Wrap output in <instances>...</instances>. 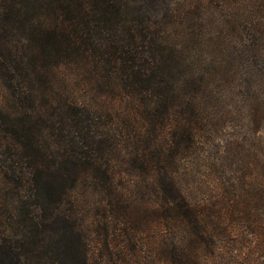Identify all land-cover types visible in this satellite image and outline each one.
I'll return each instance as SVG.
<instances>
[{"label": "trees", "instance_id": "trees-1", "mask_svg": "<svg viewBox=\"0 0 264 264\" xmlns=\"http://www.w3.org/2000/svg\"><path fill=\"white\" fill-rule=\"evenodd\" d=\"M0 86V264H90L82 181L122 225L163 215L162 264H264V0H0ZM235 117L239 168L240 141L204 139ZM200 166L231 177L203 189Z\"/></svg>", "mask_w": 264, "mask_h": 264}, {"label": "rangeland", "instance_id": "rangeland-1", "mask_svg": "<svg viewBox=\"0 0 264 264\" xmlns=\"http://www.w3.org/2000/svg\"><path fill=\"white\" fill-rule=\"evenodd\" d=\"M194 20H196L195 22L199 25L197 31L199 32L198 36L200 38L203 36L205 19H203V16L200 14V16L194 18ZM199 46L200 41L198 40L195 47L199 48ZM216 52L217 53L213 55V59L219 57V51L216 50ZM77 87L80 91V86L77 85ZM3 92L0 86V103L3 100ZM79 93V96H81L83 91ZM231 104L233 109V103H227L228 106ZM241 126V121L238 117L230 121L227 119L218 120L214 125V134H211V137L204 138L206 141L212 139L213 144L220 142V139L231 137L240 141V144L235 148L237 156L234 154L229 159L228 164L231 168H239L240 159H242V157L245 159L244 147L246 146V140H244L243 135L247 132ZM252 151L254 153V149ZM210 160H212V156H210L209 162H211ZM220 173V170L217 168L215 169L213 166H210L208 170L201 166L197 169L198 177L204 180L203 189L215 188L214 183L219 175L222 180L229 176L228 170L222 174ZM229 177H231V175ZM115 183L123 189V193L127 198L135 199V197H138L142 200L146 196V192L144 191L146 182L142 177L140 178L138 176L123 173L121 177L117 176L115 178ZM102 192L103 190H101L99 183L95 185L93 181H90V184L83 181L80 182L73 192L77 200V205L75 207L78 216L77 226L81 229L83 240L88 246L89 263L162 264L159 248L164 244L166 238L163 215L158 214L149 217L147 213L139 211L133 216V221H129L127 224H124L126 225L124 226L121 220L116 217L118 215H111V217H109L106 210H104L102 204L106 196ZM0 199H2V203L7 202L8 196L2 193ZM145 201L143 204H147V201ZM137 215L138 221H134ZM132 233L134 234L133 239H131ZM220 255H222V261L228 264H249L251 259V255L248 254L247 246H224Z\"/></svg>", "mask_w": 264, "mask_h": 264}]
</instances>
